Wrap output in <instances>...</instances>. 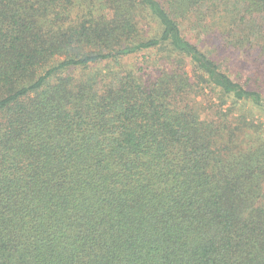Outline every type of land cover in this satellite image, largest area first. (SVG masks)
I'll use <instances>...</instances> for the list:
<instances>
[{"label": "trees", "instance_id": "trees-1", "mask_svg": "<svg viewBox=\"0 0 264 264\" xmlns=\"http://www.w3.org/2000/svg\"><path fill=\"white\" fill-rule=\"evenodd\" d=\"M239 58L264 0H0V264H264Z\"/></svg>", "mask_w": 264, "mask_h": 264}, {"label": "rangeland", "instance_id": "rangeland-1", "mask_svg": "<svg viewBox=\"0 0 264 264\" xmlns=\"http://www.w3.org/2000/svg\"><path fill=\"white\" fill-rule=\"evenodd\" d=\"M251 26H249L248 28H247V32H249L250 30H251ZM256 46L255 45H253V47L251 48V49H253V51H252V58L254 57H256V48H255ZM231 53V52H230ZM238 53V52H237ZM239 54V53H238ZM223 59H228L227 57H225V58H223ZM239 60H240V58L239 59H237L236 60V63H235V65H232V63L231 64H226V60H225V62H224V66H225V69H227L228 71H230V72H232V75L236 78V79H239V80H241L242 82H244V77L242 78V76H241V74H239V69H240V67H241V69H243L244 70V75L245 76H249V75H252L253 74V72L255 71V70H257L256 69V65H255V63H252V65H253V68H252V65L249 63V62H247V64L249 65V67H246V63H244V64H241L240 62H239ZM233 68H235L236 70H234ZM262 68H264V66H262ZM257 76H255V80H256V83H259L260 82V84L261 85H264V77H263V73H261V75H260V77L261 78H258V76H259V71L257 70ZM263 77V78H262ZM264 88V87H263ZM264 91V90H263ZM239 107L237 108V110L235 111V114H240L241 116L243 115V116H246L251 122H253V123H255V127H253L252 128V130L250 129V130H248L247 132H246V135H247V137H249L250 139H256V132H255V129H261V130H263V132H264V105L263 106H257V105H255V104H253L252 102H249V101H247V102H242V104H239L238 105ZM254 129V130H253ZM259 129V130H260Z\"/></svg>", "mask_w": 264, "mask_h": 264}]
</instances>
